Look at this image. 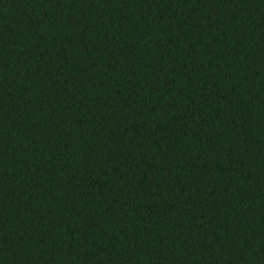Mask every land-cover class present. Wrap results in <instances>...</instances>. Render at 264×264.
Wrapping results in <instances>:
<instances>
[{
  "label": "trees",
  "instance_id": "1",
  "mask_svg": "<svg viewBox=\"0 0 264 264\" xmlns=\"http://www.w3.org/2000/svg\"><path fill=\"white\" fill-rule=\"evenodd\" d=\"M0 264H264V0H0Z\"/></svg>",
  "mask_w": 264,
  "mask_h": 264
}]
</instances>
